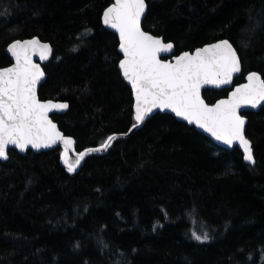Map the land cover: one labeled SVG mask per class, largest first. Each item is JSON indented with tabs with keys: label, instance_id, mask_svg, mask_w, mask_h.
<instances>
[{
	"label": "trees",
	"instance_id": "trees-1",
	"mask_svg": "<svg viewBox=\"0 0 264 264\" xmlns=\"http://www.w3.org/2000/svg\"><path fill=\"white\" fill-rule=\"evenodd\" d=\"M114 3L0 0V68L12 65L17 40L52 46L39 96L68 103L53 120L77 153L137 123L118 38L102 23ZM146 3L143 28L173 43L176 55L228 39L243 66L234 85L251 72L264 78V0ZM229 93L204 97L214 104ZM244 116L255 164L169 114L116 139L106 155H89L75 174L60 150H11L0 161V264H113L119 252L122 264H264V107ZM205 226L208 241L190 238ZM100 235L109 249H100Z\"/></svg>",
	"mask_w": 264,
	"mask_h": 264
},
{
	"label": "snow or ice",
	"instance_id": "snow-or-ice-1",
	"mask_svg": "<svg viewBox=\"0 0 264 264\" xmlns=\"http://www.w3.org/2000/svg\"><path fill=\"white\" fill-rule=\"evenodd\" d=\"M146 8V0H115L103 13L104 25L119 34V49L123 53L119 69L135 95L137 123L133 127L143 123L154 109L170 111L224 145L238 144L243 150V160L255 164L251 142L245 136L246 121L240 110L246 106L256 108L264 102V78L251 72L247 83L236 87L227 99L206 103L202 88L231 84L233 75L241 72V59L233 43L220 39L194 52L174 55L173 60L161 59L160 54L172 52L174 45L142 30L141 17ZM249 43L250 40L242 41V46L247 47ZM8 51L15 63L0 69V159L9 158L10 145L24 152L29 147L39 150L62 142L61 159L67 171L74 173L85 156L111 147L115 136H109L99 148H88L71 160L69 152L75 141L65 137L49 119V112L67 109L68 105L42 102L37 96V85L45 73L32 57L39 53L41 60L47 59L52 53L50 45L38 39L17 40ZM190 238L200 243L208 241L207 227L192 231ZM96 239L101 250L110 248L102 235ZM75 248H80L79 242ZM123 259L125 254L119 252L113 264H122Z\"/></svg>",
	"mask_w": 264,
	"mask_h": 264
},
{
	"label": "water",
	"instance_id": "water-1",
	"mask_svg": "<svg viewBox=\"0 0 264 264\" xmlns=\"http://www.w3.org/2000/svg\"><path fill=\"white\" fill-rule=\"evenodd\" d=\"M146 5H147V3H146ZM112 6V5H111ZM148 7V6H147ZM107 10V9H106ZM105 10V11H106ZM146 14H147V8H146V11H145V14H144V16H142L141 17V28H142V30L143 31H145V32H147V33H149V34H151V35H153L152 33H150V32H148V31H146L144 28H143V22H144V20H145V17H146ZM102 23H103V15H102ZM103 25H104V23H103ZM105 26V28L108 30V31H110L111 33H113V34H115L116 36H117V38H118V42H119V34L114 30V29H111V28H109V27H107L106 25H104ZM153 36H155V35H153ZM34 39H37V38H34ZM163 39V38H162ZM29 40H31V39H29ZM39 40V39H38ZM164 40V39H163ZM23 42V41H22ZM42 44H47V43H43L42 41H40ZM167 43V42H166ZM48 45H50V44H48ZM174 45V44H173ZM50 47H51V49H52V46L50 45ZM205 47V46H204ZM118 52H119V54H120V56H121V59H123V53H121L120 52V49H119V46H118ZM194 52V51H193ZM8 53H9V55H10V57H11V60H12V65L15 63V59H14V57H12V55H11V53L8 51ZM53 53V52H52ZM52 53H51V55L47 58V59H45V60H41L40 59V56H39V53H37V54H35L33 57H32V59H33V62H35V63H38V64H40V66H41V68L43 69V64H45L50 58H51V56H52ZM182 54V53H181ZM174 55H176V50H175V45H174V47H173V50H172V52H170V53H161L160 54V58L161 59H166V60H173V57H174ZM180 55V54H179ZM11 65V66H12ZM11 66H9V67H11ZM44 71V70H43ZM119 71H120V73H121V77H122V79H123V81L127 84V86L130 88V90H131V92H132V95H133V102H134V111H135V95H134V93H133V91H132V88H131V85L127 82V80H125L124 79V77H123V75H122V71L119 69ZM241 73H242V65H241V72H239V73H235L234 75H233V80H232V83L231 84H228V85H222V86H220V87H215V86H212V85H206L204 88H202L201 89V95H202V97L204 98V92L206 91V90H215V91H219V92H221V91H224V90H231V92L233 91V90H235V88L236 87H238V86H240V85H242V84H240V85H234L235 84V80L237 79V78H239L240 76H241ZM258 74V73H257ZM260 75V74H259ZM261 76V75H260ZM262 77V76H261ZM45 80H46V75H44V77L42 78V80L39 82V84L37 85V96H38V90H39V87L45 82ZM245 83H247V77H246V81L243 83V84H245ZM230 92V93H231ZM230 95V94H229ZM229 95H228V97H229ZM228 97H225V98H222V99H227ZM38 98H39V96H38ZM40 99V98H39ZM222 99H220V100H222ZM205 100V99H204ZM42 101V100H41ZM219 101V100H218ZM217 101V102H218ZM42 102H44V101H42ZM205 102H206V100H205ZM54 103V102H53ZM207 103V102H206ZM57 104H59V103H57ZM67 105H68V103H66ZM264 107V102H261L256 108H252V107H250V106H246V107H243V108H241V110H240V114L244 117V119H245V121H246V123H245V136H246V129H247V125H248V119H247V117L246 116H244V114H249V113H258V112H260V110L262 109ZM68 109H69V105H68V108L67 109H54V110H52L51 112H49V119H51L52 120V122L53 123H55L56 124V126H57V129L64 135V133L60 130V128H59V125L53 120V116L54 115H63L65 112H67L68 111ZM156 114H169V115H171V116H173L174 118H176V120L177 121H179V122H182V123H184V124H186V125H188L189 127H191V128H194L196 131H198L199 133H201V134H203L205 137H207L208 139H210L216 146H218V147H220V148H222V149H224V150H227V151H232L233 149H235V148H238L241 152H242V154H243V150L239 147V145L237 144V145H234V146H232V147H229V146H227V145H224V144H222L221 142H219V141H216L213 137H211L207 132H205L203 129H200V128H198L196 125H194V124H188L187 123V121H184V120H182L181 118H179V117H176L175 116V114L174 113H172V112H170V111H161V110H159V109H154L151 113H149L148 114V116H146V118H145V120H144V122L143 123H141V124H139L138 126H136V127H133L132 129H131V131L128 133V134H124V135H114L115 137H116V139H119V138H127V137H129L132 133H134L140 126H142L147 120H149V119H151L153 116H155ZM65 136V135H64ZM66 137V136H65ZM247 138V137H246ZM73 139V138H72ZM115 139V140H116ZM248 139V138H247ZM74 140V139H73ZM114 140V141H115ZM75 141V140H74ZM113 141V142H114ZM250 141V140H249ZM113 142H112V144H113ZM112 144H111V146H112ZM251 146H252V143H251ZM97 148H99V147H97ZM110 148V147H109ZM109 148L107 149V150H104V151H100V152H92V153H90L89 155H106L107 154V152H108V150H109ZM58 149H62V150H64V146H63V143L62 142H60V143H57L56 145H54V146H52V147H50V148H41V149H39V150H37V149H33V148H31V147H29L28 148V150H26V151H24V152H21L19 149H17V148H15L14 146H9V150H8V156L10 155V151L11 150H14V151H16V152H18L19 154H21V155H26L27 154V152H33V153H36V154H39V153H41V152H48V151H57ZM252 151H253V146H252ZM77 155V153H76V143H74V145L72 146V150L69 152V158L71 157V156H76ZM89 155H87V156H85V158H84V160L81 162V164H80V166L77 168V170L73 173V174H75V173H77L80 169H81V167L83 166V164H84V161H85V159L89 156ZM9 159V158H8ZM7 159V160H8ZM7 160H3V159H0V161H2V162H6ZM249 163V162H248ZM61 165L64 167V169H66L67 170V168L65 167V165H64V163H63V160L61 159Z\"/></svg>",
	"mask_w": 264,
	"mask_h": 264
},
{
	"label": "bare ground",
	"instance_id": "bare-ground-1",
	"mask_svg": "<svg viewBox=\"0 0 264 264\" xmlns=\"http://www.w3.org/2000/svg\"><path fill=\"white\" fill-rule=\"evenodd\" d=\"M238 53V52H237ZM239 55V54H238ZM240 57V56H239ZM241 59V58H240ZM241 65H242V61H241ZM243 67V66H242ZM0 69H2V68H0ZM242 71H243V68H242ZM242 74V73H241ZM263 78V77H262ZM246 81V80H245ZM244 83V82H243ZM243 83H241V84H243ZM240 85V84H239ZM40 88H41V86L39 87V90H38V96H39V91H40ZM230 92H231V90H230ZM230 94V93H229ZM204 96V95H203ZM228 97V96H227ZM39 98H40V96H39ZM204 99H205V97H204ZM40 100H42L41 98H40ZM206 100V99H205ZM42 101H44V102H47V101H52V102H54V103H66V102H63V101H56V100H42ZM206 102H207V100H206ZM208 103V102H207ZM209 104V103H208ZM157 115V114H156Z\"/></svg>",
	"mask_w": 264,
	"mask_h": 264
},
{
	"label": "rangeland",
	"instance_id": "rangeland-1",
	"mask_svg": "<svg viewBox=\"0 0 264 264\" xmlns=\"http://www.w3.org/2000/svg\"><path fill=\"white\" fill-rule=\"evenodd\" d=\"M22 42V41H21ZM8 55H9V53H8Z\"/></svg>",
	"mask_w": 264,
	"mask_h": 264
}]
</instances>
